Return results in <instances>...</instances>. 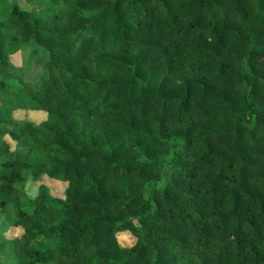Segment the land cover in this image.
<instances>
[{
    "label": "trees",
    "instance_id": "obj_1",
    "mask_svg": "<svg viewBox=\"0 0 264 264\" xmlns=\"http://www.w3.org/2000/svg\"><path fill=\"white\" fill-rule=\"evenodd\" d=\"M5 1L10 264H264V0ZM23 47L39 72L9 67ZM43 176L64 190L20 194Z\"/></svg>",
    "mask_w": 264,
    "mask_h": 264
},
{
    "label": "rangeland",
    "instance_id": "obj_2",
    "mask_svg": "<svg viewBox=\"0 0 264 264\" xmlns=\"http://www.w3.org/2000/svg\"><path fill=\"white\" fill-rule=\"evenodd\" d=\"M13 3L19 4L21 7L26 8L28 10L34 12H42L46 9L44 6H40L35 0H6L5 5H11ZM30 49L27 47H23L18 50L16 53L12 54L9 57V67L13 70H20L26 68L28 73H37L40 68L35 63L34 59L30 57ZM15 116L18 118H26L36 122H39L45 118V114L39 111H31V110H19L15 111ZM30 144L28 139H24L20 141L15 150L8 154V157H22L26 147ZM39 183H45L55 192H62L66 186L64 182L47 178L43 176L40 180H35L31 177H28L27 180L17 184V187L20 191V194L33 198L35 193L37 192ZM21 231V228L13 229L7 218H6V210L0 207V241L4 237H10L13 234H17ZM128 232V233H127ZM118 240L120 244L124 246H131L135 239L129 231L120 230L117 233ZM10 253L8 251H2L0 253V264H10L9 261Z\"/></svg>",
    "mask_w": 264,
    "mask_h": 264
}]
</instances>
